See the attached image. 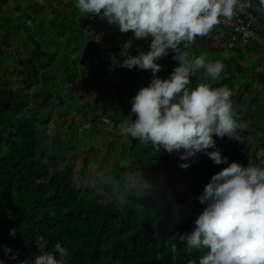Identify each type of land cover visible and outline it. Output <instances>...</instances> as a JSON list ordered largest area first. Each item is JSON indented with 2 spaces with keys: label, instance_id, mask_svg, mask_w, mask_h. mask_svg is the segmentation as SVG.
<instances>
[{
  "label": "trees",
  "instance_id": "1",
  "mask_svg": "<svg viewBox=\"0 0 264 264\" xmlns=\"http://www.w3.org/2000/svg\"><path fill=\"white\" fill-rule=\"evenodd\" d=\"M54 3L24 8L17 0H0V264H34L40 254L38 240L48 251L57 243L65 247L67 264H200L208 249L189 255L176 234L194 230L206 207L199 202L205 186L232 162L262 167L264 161L259 155L264 149V100L252 86L254 80L264 84V72L242 65L248 55L260 53L264 60V49L256 41L243 44L232 30L219 26L198 36L187 49L192 58L204 54L207 62L224 65L221 77L212 83L202 82L206 71L197 70L189 87L227 86L238 121L245 110L234 104L242 103L252 114L238 130L242 142L214 136L216 148L208 151L218 148L227 163L216 165L206 153L180 161L175 151L156 152L134 138L117 144L98 130L103 118L120 128L137 118L131 112L133 97L150 85L152 72L133 68L144 80L133 74L132 80L141 84L127 88L130 69L120 65L129 55L147 53L152 38L136 40L134 33L125 35L99 16L81 14L77 0L63 13ZM43 13L55 17L52 23L68 33L66 51L84 52L83 63L50 54L53 49H47L44 37L58 33L46 29L45 19L38 24ZM129 41L131 47L125 48ZM103 54L112 63L110 69L100 62ZM174 56L169 53L156 61L163 66L160 78H169L178 66ZM90 73L93 81L101 80L104 95L111 86L110 94L101 102L77 107L76 97L88 89ZM83 125L86 135L94 138L89 146L78 140ZM252 130L259 136H250ZM117 151L122 158L115 164ZM180 163L190 167L181 168ZM84 173L90 175V190ZM129 174L140 175L142 181L134 183ZM172 243L177 245L175 259Z\"/></svg>",
  "mask_w": 264,
  "mask_h": 264
},
{
  "label": "clouds",
  "instance_id": "2",
  "mask_svg": "<svg viewBox=\"0 0 264 264\" xmlns=\"http://www.w3.org/2000/svg\"><path fill=\"white\" fill-rule=\"evenodd\" d=\"M259 2L264 7V0ZM242 6V0H77L81 14L102 16L120 32L134 33L136 40L152 38L147 53L141 50L129 55L120 65L152 72L150 85L133 97L131 112L137 118L123 123V135L151 144L156 152L161 148L175 151L180 161L206 153L216 165L227 163L218 148L208 150L216 148L214 136L242 142L238 130L245 125L234 111L233 93L227 86L213 88L202 83L189 87L197 70L204 69L207 76L218 80L224 65L207 62L204 54L192 58L187 49L223 20L231 21ZM124 47H131V41ZM169 53H175L178 66L169 78L162 79L157 74L163 66L156 61ZM179 167L187 169L190 164ZM199 202L206 207L198 214L194 230L176 234L189 255L206 248L200 264H264V167L232 162L211 177ZM15 234V230L10 232ZM37 244L40 254L34 264H67L69 252L60 243L54 251L45 250L39 240ZM170 250L175 259L176 243Z\"/></svg>",
  "mask_w": 264,
  "mask_h": 264
},
{
  "label": "rangeland",
  "instance_id": "3",
  "mask_svg": "<svg viewBox=\"0 0 264 264\" xmlns=\"http://www.w3.org/2000/svg\"><path fill=\"white\" fill-rule=\"evenodd\" d=\"M56 6V4H55ZM51 18V16H50ZM55 17H53L51 19V21H46V29L47 30H57V33L55 31H52L51 35L47 36V37H44L45 42H48L49 46L47 47V49L50 47V49H53L50 54L57 57V58H63L65 61H70V60H74L75 63H78V64H81L83 63L82 60H83V56H84V52L82 51L80 55H76V51H66V49L68 48V44L66 42V39L68 37V33H66L65 29L62 27V26H57V25H54V23H52V21H54ZM57 22V21H56ZM40 23H43L42 22V18H39L38 19V24ZM61 28L63 30H61ZM86 41V40H85ZM117 40H114L113 42H111L112 44H116ZM214 45H217V42L214 43ZM23 48L24 49H27L28 48V45L26 43H24L23 45ZM59 46V47H58ZM27 47V48H26ZM45 47V46H44ZM53 47V48H52ZM83 50V49H82ZM54 52V53H53ZM26 54V53H25ZM31 54H28V57L30 56ZM263 55H261L260 53L259 54H253V55H248L245 60L242 61V65H243V68L244 69H248L252 66H258L257 68H259L262 72H264V66L262 65L261 61H263L264 63V60L262 58ZM109 57L108 55L106 54H103L102 58L100 59V62H102L101 64L106 63L103 68L107 67V68H111L112 66V63H108ZM259 64L262 65V67L259 66ZM128 71V69H127ZM114 72L117 73L116 70H114ZM133 74L135 75H138V80H144L141 75L139 74L138 70L137 69H132L130 70V73H129V77H130V81L129 83H126L127 85V88H129L130 86H133L135 85L136 83H139V81L136 79L135 81L132 80V76ZM193 76V75H192ZM191 76V77H192ZM87 80H89V87L88 89H83V91L76 97V102H75V106L79 107L81 105H84V104H88L89 102L91 101H94V100H97L98 102L100 101H103V97H107L111 91V86L109 89H106V93L104 95V91H101L100 88H99V85L102 84L101 83V80H99L98 82H95L93 81V79H91V73H90V76H88ZM141 80V82H142ZM202 82H205V83H212L214 80L207 76V74L205 73L204 77L202 78L201 80ZM141 82L138 84L140 85ZM101 86V85H100ZM240 85L237 84L235 85L234 87H239ZM252 86L256 88V91L261 93V98L264 100V84H261L259 83L258 80H254L252 82ZM139 89V88H138ZM36 88L33 89L32 92H35ZM32 95V94H31ZM100 95H102L100 97ZM125 99H128L126 97H124ZM243 102V101H242ZM235 107H238L240 109H244L245 110V113L244 115L241 114L239 116V122L240 123H243L245 122L246 124H248V122H250V119H249V116L252 114V112H249L247 111V108L246 106H243L242 103L240 105L238 104H234ZM76 113V112H75ZM76 118H77V113H76ZM247 120V121H246ZM103 121L105 123H98V130L99 132L101 133L102 137H108L110 136L113 140V142L117 143V144H120V143H126V144H129L130 142L133 141V138L131 137V135H123L122 134V131H121V128L120 126H113L111 125V120L109 119H106V118H103ZM99 122V121H98ZM84 126L81 128L80 130V133L78 134V140H81L84 144H86L87 146L91 145L92 142L94 141V138L93 137H90V136H87L86 134H88L87 132L84 131ZM53 127V126H52ZM54 128V127H53ZM53 134V132H51ZM255 135L256 137L259 136V133L255 130H252L251 131V135L250 136H253ZM251 141L253 143L256 142V139L255 138H251ZM254 147V146H253ZM122 153L120 151H117L115 153V156H114V163L116 164L119 160H121L122 158ZM129 155L130 154H127V157L129 158ZM259 155L260 156H264V149L260 150L259 152ZM126 157V158H127ZM81 169H82V166H81ZM77 171L80 172V169L77 168ZM130 177L132 178L133 182L134 183H138V182H141L142 179L140 177V175H131L129 174ZM83 177H84V184H85V188L87 190H90L91 189V179H90V175L89 173H84L83 174Z\"/></svg>",
  "mask_w": 264,
  "mask_h": 264
},
{
  "label": "built area",
  "instance_id": "4",
  "mask_svg": "<svg viewBox=\"0 0 264 264\" xmlns=\"http://www.w3.org/2000/svg\"><path fill=\"white\" fill-rule=\"evenodd\" d=\"M70 0H55L56 8L63 13ZM243 6L237 9L231 21L223 20L219 25L237 34L243 44L256 41L264 49V7L259 0H242ZM104 21L105 18L99 16ZM128 33H124L128 35Z\"/></svg>",
  "mask_w": 264,
  "mask_h": 264
},
{
  "label": "crops",
  "instance_id": "5",
  "mask_svg": "<svg viewBox=\"0 0 264 264\" xmlns=\"http://www.w3.org/2000/svg\"><path fill=\"white\" fill-rule=\"evenodd\" d=\"M17 1L19 2V4H21L22 7L26 8L29 5L47 6L48 4L53 3V1H55V0H17ZM70 1H72V0H70ZM40 18H42V20L45 19L46 21H51V19L53 17L51 16V18H50V15L43 13Z\"/></svg>",
  "mask_w": 264,
  "mask_h": 264
},
{
  "label": "water",
  "instance_id": "6",
  "mask_svg": "<svg viewBox=\"0 0 264 264\" xmlns=\"http://www.w3.org/2000/svg\"><path fill=\"white\" fill-rule=\"evenodd\" d=\"M262 167H264V161H263V163H262Z\"/></svg>",
  "mask_w": 264,
  "mask_h": 264
}]
</instances>
